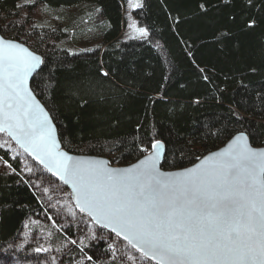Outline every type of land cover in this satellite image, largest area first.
<instances>
[{
  "label": "trees",
  "instance_id": "1",
  "mask_svg": "<svg viewBox=\"0 0 264 264\" xmlns=\"http://www.w3.org/2000/svg\"><path fill=\"white\" fill-rule=\"evenodd\" d=\"M19 1L0 0V34L42 56L30 87L54 117L63 149L127 165L159 140L162 168L179 169L240 131L264 146V0H141L133 15L148 35L128 40L126 0H38L98 10L100 44L75 53L58 47L49 27L26 28ZM0 156L15 169L0 168L1 254L45 206L19 162ZM77 222L50 225L60 242L76 241L59 264H120L111 241H123L95 225L85 235Z\"/></svg>",
  "mask_w": 264,
  "mask_h": 264
},
{
  "label": "snow or ice",
  "instance_id": "2",
  "mask_svg": "<svg viewBox=\"0 0 264 264\" xmlns=\"http://www.w3.org/2000/svg\"><path fill=\"white\" fill-rule=\"evenodd\" d=\"M44 63L0 36V133L71 185L80 212L160 264H264V149L250 147L240 133L201 164L176 173L157 166L164 150L159 140L126 169L73 157L61 150L54 117L29 87Z\"/></svg>",
  "mask_w": 264,
  "mask_h": 264
},
{
  "label": "rangeland",
  "instance_id": "3",
  "mask_svg": "<svg viewBox=\"0 0 264 264\" xmlns=\"http://www.w3.org/2000/svg\"><path fill=\"white\" fill-rule=\"evenodd\" d=\"M140 2L141 0H126L123 9L125 22L122 40L132 37L146 38L139 31L141 28L145 30L146 28L141 26L133 15V10ZM18 4L21 5L19 7L21 22L27 25L26 28L49 27L48 29L56 35L58 44L61 43L58 45L61 49L75 53L100 44L102 18L93 5L80 3L49 8L38 0H20ZM26 17L29 20L25 19ZM66 24L69 27L66 28ZM0 153L10 160L19 162L23 175L30 180L38 198L45 206L41 219L33 218L24 222L17 237L1 252L0 264H59L58 254L65 248L66 243L73 244V240L65 239L60 242L57 232L50 225H64L77 220V223L83 227V234L89 236L95 228L94 225L89 219L75 214L68 190L55 179L50 178L43 168L34 164L4 134H0ZM3 161L0 159V168L4 167ZM29 168L32 169L31 173L28 172ZM102 236L104 239L107 237ZM111 242L113 245L111 259L116 260L119 257L120 264H153L144 260L145 257L130 246H125L124 242L118 240ZM130 255L135 258L134 261L129 260Z\"/></svg>",
  "mask_w": 264,
  "mask_h": 264
},
{
  "label": "water",
  "instance_id": "4",
  "mask_svg": "<svg viewBox=\"0 0 264 264\" xmlns=\"http://www.w3.org/2000/svg\"><path fill=\"white\" fill-rule=\"evenodd\" d=\"M0 36H2V35L0 34ZM4 38H5V37H4ZM5 39H8V38H5ZM9 40H12V39H9ZM16 41H17V40H16ZM18 42H20V41H18ZM20 43H22V42H20ZM22 44H23L24 46L28 47V46L25 45L24 43H22ZM28 48H29V47H28ZM29 49H30V48H29ZM30 50H31V49H30ZM31 51H32V50H31ZM33 52H34V51H33ZM34 53H35V52H34ZM36 54H37V53H36ZM37 55H39V54H37ZM40 56H41V55H40ZM41 57H42V56H41ZM38 71H39V70H38ZM38 71H37V72H38ZM35 74H36V73H34L33 76H34ZM33 76L29 78V82H28V83H29V87H30V82H31V79L33 78ZM36 98H37V96H36ZM37 100H39V99L37 98ZM52 122H53V121H52ZM53 125H54L55 128H56V125H55L54 122H53ZM240 133H244L245 136H247V138H248L247 143L249 144L250 147H252L253 149H258V150H259V149H264V146H255V145H252L251 142H250V140H249L248 135H247L245 132L240 131V132H237V133H235L234 135H232V136H231V137H230V138H229L224 144H222L221 146H219V147H217V148H215V149H213V150H210V151H208V152L202 154L200 157H198V158H197L192 164H190L189 166H186V167H183V168H179V169H163V168H162V162H163V159H164V156H165V147H164V150H163V152H162L161 155H160V159H159V161L157 162V166H158L159 169H160L162 172H164V173H176V172L184 171L185 169L193 168V167H195L196 165L201 164V163L203 162V160H204L205 157H207V156H209V155H211V154H213V153L219 152L220 150H222V149H224L225 147H227L228 143L231 142V140H232L236 135H238V134H240ZM0 134H2V133H0ZM8 138H9V137H8ZM9 139H10V138H9ZM56 139L58 140V142H59V144H60V148H61V150L67 152L69 155H71V156H73V157L80 158V159H84V160H104V161H107V162H108V166H109V167H111V168H117V169H126V168H129V167L133 166V165H136V164L139 163L140 160H143V159L145 158V156L151 154V149H150L147 153L143 154L141 157H139L137 160H135V161L132 162V163H129V164H127V165H115V164H112L111 161H110V159H109L108 157H106V156L89 155V154H80V153H71V152H69V151L63 149L62 146H61V143H60V141H59V138H58L57 128H56ZM11 142H12V143H13V144L19 149V147L15 144V142H13V141H11ZM19 150H20L21 152H23L22 149H19ZM24 154H25V155H26V156H27V157H28V158H29L34 164H36V165H38L39 167H41V168L44 169L43 165L39 164L38 161L34 160L31 156L27 155L26 153H24ZM44 170H45V171H46L51 177H53L56 181H58L61 185H63V186L68 190L69 195H70V201H71L73 207H74L78 212H80L79 208L76 206L75 195H74V193H73V190H72V188H71V185H65V184L63 183V181H61V180L59 179L58 176H54L52 173L48 172L46 169H44ZM80 213H82V212H80ZM83 214L86 215V217L89 219V221H90L93 225H95L96 227L101 228V229L107 231L108 233L114 235L116 238L120 239L121 241H123L124 243H126L128 246H130L129 243H128V241L124 240L122 236H117L116 233L112 232L109 228H105V227H103V226H101V225L96 224V223H95V222H94L89 216H87V214H85V213H83ZM130 247H131V246H130ZM131 248H132V247H131ZM132 249H134V248H132ZM134 250H135L137 253L143 255V253L138 252L136 249H134ZM143 256H144V255H143ZM144 257H145V256H144ZM145 258H146L147 260H149V261L155 263V264H160V259H159V257H157L156 259H151V258H149V257H145ZM165 264H168V262L165 261Z\"/></svg>",
  "mask_w": 264,
  "mask_h": 264
}]
</instances>
